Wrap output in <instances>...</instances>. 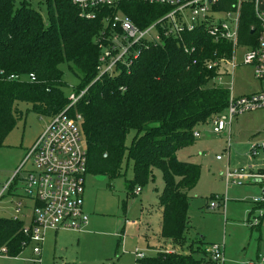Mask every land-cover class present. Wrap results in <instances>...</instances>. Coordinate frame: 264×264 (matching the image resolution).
<instances>
[{
  "label": "trees",
  "instance_id": "obj_1",
  "mask_svg": "<svg viewBox=\"0 0 264 264\" xmlns=\"http://www.w3.org/2000/svg\"><path fill=\"white\" fill-rule=\"evenodd\" d=\"M230 8L224 5L223 9ZM118 10L140 28L150 26L166 12L160 6L135 1L122 2ZM252 28L257 31L252 33ZM259 29L254 5L244 4L241 45L254 48ZM103 30L102 18L81 19L72 0H25L19 4L0 0V147L22 116L20 103L49 119L70 106L62 69L67 66L80 81L74 94L86 91L67 114L82 117L87 175L117 179L126 177L131 169L133 177L126 179L131 194L154 184L156 171L162 173L161 238L188 250L158 253L140 263L218 264L208 252L214 244L201 237L197 247L190 244L189 201L201 167L179 161L176 154L195 142L198 126L210 124L226 111L231 91L217 81L220 69H209L208 64L230 59L232 45L187 32L184 43L167 38L164 45H150L136 60L131 58L130 67L120 64L115 72L100 75L98 39ZM30 74L36 81L28 78ZM259 210H264V204L255 206V211ZM24 225L23 221L0 218V248L7 246L12 257L24 250L22 243L28 239L23 234ZM256 227L260 229V224Z\"/></svg>",
  "mask_w": 264,
  "mask_h": 264
},
{
  "label": "rangeland",
  "instance_id": "obj_2",
  "mask_svg": "<svg viewBox=\"0 0 264 264\" xmlns=\"http://www.w3.org/2000/svg\"><path fill=\"white\" fill-rule=\"evenodd\" d=\"M16 1L19 4L25 0ZM258 6L264 10V0H259ZM46 14L43 8V17ZM62 69L68 84L65 94L70 98L80 81L67 66ZM224 72L221 85L229 90L233 88L236 95L257 90L254 71L251 66L243 64L241 56L234 70L230 65H225ZM30 108V105L20 103L22 116L4 146L0 147V189L13 177L28 150L50 123L49 118L32 112ZM78 127L86 149L82 122ZM196 131H200L202 138L181 148L176 154L179 161L201 167L199 183L190 194L188 218L193 230L190 244L197 247L196 242L200 237L210 245L222 244L224 264H262L258 256L264 258V218H260L259 229L255 226L253 215H259L255 211L254 200L263 198L264 187L259 183H227L225 178L228 168L233 171L253 164L247 157L248 150L255 143H264V109L234 120L230 157L226 144L228 133L226 137L213 134L211 124L198 126ZM218 157L221 160H217ZM253 165L264 168V158L255 160ZM30 169L32 166L27 164L21 177L24 178ZM132 177L131 169L126 177L117 179H110L106 175H87V197L84 199V208L89 215L87 227L77 231L64 228L48 230L42 264H120L119 261L137 264V251L144 252L148 257L163 252L187 251V248L176 247L160 236L163 213L159 197L165 186L161 171H156L154 184L130 194L126 179ZM17 195L6 194L0 203V216H9L12 202L23 200V214L27 216L23 220L25 226L29 227L33 203L24 197L22 186ZM262 212L264 216V210ZM131 222L139 225L132 226ZM146 235L149 236L148 240ZM150 245L160 247L150 250ZM24 258L29 256L25 255Z\"/></svg>",
  "mask_w": 264,
  "mask_h": 264
},
{
  "label": "built area",
  "instance_id": "obj_3",
  "mask_svg": "<svg viewBox=\"0 0 264 264\" xmlns=\"http://www.w3.org/2000/svg\"><path fill=\"white\" fill-rule=\"evenodd\" d=\"M124 1L160 6L166 12L150 26L140 28L118 10ZM258 1L72 0V3L79 10L81 19L88 21L103 19L104 30L98 39L102 51L100 75L115 72L120 64L130 67L131 58L136 60L144 49L151 47L150 45L154 47L164 45L167 38L179 39L183 42V35L187 32L205 34L215 43L225 41L231 43L232 57L211 61L208 68L220 69L221 75L217 81L221 84L225 65H230L234 70L241 56L243 64L253 68L254 77L261 89L251 95L240 97L235 96L230 90L226 111L210 122L213 133L222 134L229 129L236 117L264 109V10L259 8ZM246 3L254 5V13L260 25L254 48L242 46L239 40L242 8ZM224 5H230L231 8L225 11ZM256 31L252 28V33ZM188 51L189 48L186 49V52ZM28 78L36 81L34 74H30ZM13 79L12 76L11 80ZM85 92L83 91L79 96L72 95L69 98L70 106L50 119V123L28 150L13 177L0 189V203L6 194L18 196L20 186L24 189V197L33 203L31 225L23 227V234L28 239L22 243L23 249L33 245V253L36 257L31 260L32 264H42L40 256L48 230L64 228L77 231L83 229L89 222V216L84 210L88 156L78 127L82 117L78 115L76 118H71L67 114ZM194 137L200 138L201 133L196 131ZM228 145H231L230 141ZM250 154L254 158L264 156V143L252 145ZM27 164H30L32 169L22 178L21 172ZM226 181L238 184L257 181L264 185V169L228 170ZM12 203L11 214L0 218L7 217L24 222L23 219L27 218L23 214L25 203L23 200H15ZM254 204H264V196L262 199H255ZM216 206L212 205V207ZM257 212L259 215H253L255 226L260 224V218L263 217L262 211ZM208 252L215 262L224 264L222 244H214ZM0 257H12L8 253L7 246L0 248ZM136 258L137 264H141L138 262L145 260L147 256L144 252L137 251ZM261 262L264 264V258Z\"/></svg>",
  "mask_w": 264,
  "mask_h": 264
},
{
  "label": "crops",
  "instance_id": "obj_4",
  "mask_svg": "<svg viewBox=\"0 0 264 264\" xmlns=\"http://www.w3.org/2000/svg\"><path fill=\"white\" fill-rule=\"evenodd\" d=\"M253 69V68H252ZM223 78L224 77H222V80H223ZM257 81V80H256ZM257 84H258V86H257V90L256 91H254L253 93H256V92H258V91H260V89H261V86H260V84H259V82L257 81ZM233 87V86H232ZM232 93L235 95V96H237V97H240V96H248V95H251V94H253V93H249V94H244V95H236L235 93H234V89L232 88ZM246 114H248V113H246ZM242 116V115H241ZM236 118H238V117H236ZM235 118V119H236ZM234 119V120H235ZM234 120H233V122H234ZM233 122H232V124H233ZM232 124H231V126L229 127V129L225 132V133H222V134H216V135H224V137H226V133H228V136H227V138H226V144H227V149H228V157H230V149H231V146H232V134H231V127H232ZM200 132V131H199ZM213 133V132H212ZM214 134V133H213ZM202 138V135H201V137L200 138H198V139H196V140H200ZM229 141H230V146L228 145L229 144ZM256 144V143H255ZM252 147V146H251ZM251 147H250V149H251ZM250 149L248 150V159H249V161H250V163H253L254 164V161L255 160H259L260 158H264V156L263 155H260L259 157H257V158H254V157H252L251 156V154H250ZM217 160H221V157L219 158L218 157V159ZM258 163V162H257ZM253 164H250L249 165V167H243V168H251V169H264L263 167H261V168H258L257 166H254ZM228 170H231L230 168H228L227 169V171ZM232 171V170H231ZM234 171V170H233ZM225 180H226V178H225ZM199 183V182H198ZM228 183V182H227ZM253 183V182H252ZM198 185V184H197ZM263 187H264V185H262ZM197 187V186H196ZM196 189V188H195ZM195 189H193V191L195 190ZM192 191V192H193ZM263 196H264V194H263ZM87 197V176H86V190H85V198ZM84 198V199H85ZM219 201V200H218ZM255 205V204H254ZM255 206H257V205H255ZM85 207H86V205H85ZM84 210H85V208H84ZM86 212V211H85ZM87 213V212H86ZM163 213V212H162ZM89 216V215H88ZM163 217V216H162ZM131 225L132 226H138L139 224L137 223V222H131ZM85 227H87V226H85ZM161 227H162V224H161ZM59 230V229H58ZM58 230H53V231H58ZM48 232V231H47ZM46 236H47V233H46ZM160 236H161V231H160ZM146 239L148 240L149 239V236L148 235H146ZM163 239V238H162ZM164 240V239H163ZM120 245V244H119ZM122 247H123V245H122ZM152 247H160V246H158V245H150L149 246V248H150V250H151V248ZM44 248H45V243H44V245L42 246V254H41V258H42V255H43V252H44ZM25 255H28L29 256V258H24V256ZM147 256V255H146ZM155 255H153L152 257H154ZM36 256H35V254L33 253V245H30L29 247H27L26 249H24L23 250V252L19 255V256H17V257H0V264H26V263H29V264H31L32 262H31V260L33 259V258H35ZM148 257V256H147ZM21 258H23V260L22 261H17V260H21ZM258 258L260 259V261L263 259V257L260 255V256H258ZM21 262H23V263H21ZM43 262V261H42ZM120 262V264H123L121 261H119ZM138 263H140V261L138 262ZM262 263V262H261Z\"/></svg>",
  "mask_w": 264,
  "mask_h": 264
},
{
  "label": "water",
  "instance_id": "obj_5",
  "mask_svg": "<svg viewBox=\"0 0 264 264\" xmlns=\"http://www.w3.org/2000/svg\"><path fill=\"white\" fill-rule=\"evenodd\" d=\"M254 183H257V181H255ZM263 194H264V190H263Z\"/></svg>",
  "mask_w": 264,
  "mask_h": 264
}]
</instances>
